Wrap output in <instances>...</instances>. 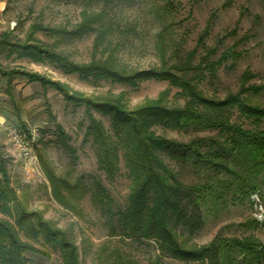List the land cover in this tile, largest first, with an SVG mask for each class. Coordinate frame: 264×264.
<instances>
[{
    "label": "trees",
    "instance_id": "obj_1",
    "mask_svg": "<svg viewBox=\"0 0 264 264\" xmlns=\"http://www.w3.org/2000/svg\"><path fill=\"white\" fill-rule=\"evenodd\" d=\"M112 1L104 0V3ZM168 5L164 4L155 13L162 25L155 36L158 67L135 70L123 66L116 55L119 43L110 40L113 26L102 19L104 9L98 12L86 6L80 11V21L73 31L33 23L23 39L15 38L14 28L0 33V59L50 65L63 74L77 75L93 87L106 82L136 88L145 81H168L179 90L175 97L184 99L183 106L165 105L167 93L164 92L156 100H145L132 109L125 93L89 97L38 73L6 69L0 64L5 94L19 123V108L12 95L16 80L62 95L66 103L84 108L89 121L85 138L92 140L97 166L109 182L114 181L123 160L130 184L124 206L120 208L99 179L89 188L82 176L72 177L69 172L57 174L41 152L36 156L49 193L63 210L80 216L81 202L90 193L94 207L104 218L108 240L95 249L94 264H136L110 245L115 237L139 243L152 241L157 254L148 264H161L163 257L185 264H264V242L253 237L227 238L218 234L208 244L198 246L189 244V238L180 233L179 228L189 222L195 209L208 202L216 204L223 198L220 189L233 187L244 197L258 190V178L264 173V106L253 97L262 92L264 84L247 86L252 77L245 73L237 93L222 99L207 97L196 84V79L203 75L197 71L199 67L191 65L194 53L182 58L174 52L168 55L165 25ZM87 32L95 35L88 63L75 64L56 50L67 35L80 36ZM37 34L50 38L52 43H43L36 38ZM229 56L236 54L226 53L215 63L206 64L210 78L216 65ZM94 113L108 119L112 134ZM58 130L61 143L67 148L64 143L67 137L60 127ZM167 132L185 135L215 132V135L178 141L168 138ZM69 151L74 154L73 150ZM165 154L175 160V167L163 159ZM189 230L192 232V227ZM38 247L59 252L61 264H82L68 233L44 219L39 211H29L18 198L0 151V264H30L25 254L46 256Z\"/></svg>",
    "mask_w": 264,
    "mask_h": 264
},
{
    "label": "rangeland",
    "instance_id": "obj_2",
    "mask_svg": "<svg viewBox=\"0 0 264 264\" xmlns=\"http://www.w3.org/2000/svg\"><path fill=\"white\" fill-rule=\"evenodd\" d=\"M166 3L169 4L165 22L168 26V55L174 52L182 58L190 52L194 53L191 65L199 67L197 71L203 75L196 79V84L207 97L222 99L228 94L237 93L245 73L252 77L247 86L264 84V0H113L107 4L104 0H90L89 3L86 0H9L0 13V33L14 28L15 38L23 39L33 23L73 31L85 6L98 12L104 9L102 19L113 26L110 40L113 44L119 43L116 55L120 63L131 69L145 70L159 66L155 36L162 25L155 13ZM66 37L56 50L75 64L88 63L95 35L87 32ZM36 38L48 45L53 41L42 34H37ZM226 53H235L236 57L229 56L226 61L216 65L215 74L210 78L206 64L215 63ZM201 59H204L203 63H200ZM0 64L6 69L20 68L38 73L89 97L108 92L113 95L125 93L132 109L145 100H156L164 92L167 93L165 105L184 104L182 97H175L179 90L168 81H145L136 88L106 82L93 87L77 75L63 74L50 65L3 58ZM5 88V81L0 79V151L7 162L11 186L29 211H39L44 219L68 233L77 246L82 264H94L95 249L108 240L104 218L94 207L90 193L81 202L80 216L63 210L51 197L36 156L41 152L57 174L69 172L72 177L82 176L89 188L95 179H99L120 208L124 206L130 184L123 160H120V170L114 181L109 182L97 166L92 140L85 138L89 121L83 107L66 103L62 95L51 89L43 90L37 84L16 80L12 95L19 108L22 127L10 98L5 94ZM253 98L264 106V89ZM94 117L112 134L107 118L97 113H94ZM12 127L29 134L32 157L27 161H21L12 148L8 135ZM58 127L67 137L64 143L68 149L61 143L63 139ZM214 135L215 132L195 135L166 133L168 138L178 141ZM162 157L175 167L172 157L167 154ZM258 180V190L245 197L233 187L231 190L220 189L223 198L216 204L208 202L195 209L189 222L179 228L182 236L189 238V244L198 246L208 244L218 234L227 238L253 237L263 243L264 173ZM191 227L192 232L189 230ZM110 245L117 247L136 264H148L157 254L152 241L139 243L115 237L110 240ZM39 249L46 256L27 253L25 257L30 264H61L59 252L50 247ZM161 264L185 263L163 257Z\"/></svg>",
    "mask_w": 264,
    "mask_h": 264
},
{
    "label": "built area",
    "instance_id": "obj_3",
    "mask_svg": "<svg viewBox=\"0 0 264 264\" xmlns=\"http://www.w3.org/2000/svg\"><path fill=\"white\" fill-rule=\"evenodd\" d=\"M8 135L16 156L21 161L29 160L32 157V148L29 141V135L26 133H21L15 127L9 129Z\"/></svg>",
    "mask_w": 264,
    "mask_h": 264
},
{
    "label": "crops",
    "instance_id": "obj_4",
    "mask_svg": "<svg viewBox=\"0 0 264 264\" xmlns=\"http://www.w3.org/2000/svg\"><path fill=\"white\" fill-rule=\"evenodd\" d=\"M7 0H0V13L4 10Z\"/></svg>",
    "mask_w": 264,
    "mask_h": 264
}]
</instances>
